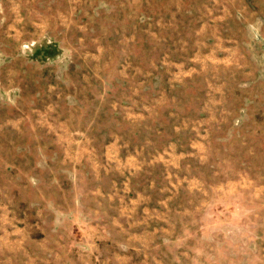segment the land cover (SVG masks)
Here are the masks:
<instances>
[{"label": "rangeland", "instance_id": "obj_1", "mask_svg": "<svg viewBox=\"0 0 264 264\" xmlns=\"http://www.w3.org/2000/svg\"><path fill=\"white\" fill-rule=\"evenodd\" d=\"M0 264H264V0H0Z\"/></svg>", "mask_w": 264, "mask_h": 264}]
</instances>
